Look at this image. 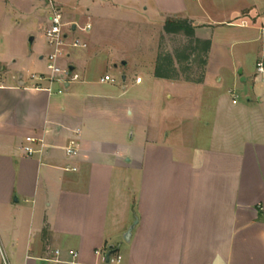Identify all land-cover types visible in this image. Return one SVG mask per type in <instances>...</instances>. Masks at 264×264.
I'll return each mask as SVG.
<instances>
[{
  "label": "crops",
  "instance_id": "crops-1",
  "mask_svg": "<svg viewBox=\"0 0 264 264\" xmlns=\"http://www.w3.org/2000/svg\"><path fill=\"white\" fill-rule=\"evenodd\" d=\"M52 1L90 14L108 3ZM108 1L191 21L211 41L203 80L176 84L151 69L124 104L127 76L120 89L109 71L118 61L91 79L96 47L80 34L85 51L66 66L79 79L48 65L44 78L28 75L52 53L48 0H0V264L2 253L11 264H105L110 251L111 264H264V0ZM20 17L48 45L38 62Z\"/></svg>",
  "mask_w": 264,
  "mask_h": 264
},
{
  "label": "rangeland",
  "instance_id": "rangeland-1",
  "mask_svg": "<svg viewBox=\"0 0 264 264\" xmlns=\"http://www.w3.org/2000/svg\"><path fill=\"white\" fill-rule=\"evenodd\" d=\"M106 1L108 3L100 2L96 7L92 6L96 9L91 14L87 12V9L85 10V7H81L77 10V8H68L54 2L55 8L61 10L64 16V22L67 25L65 29L68 31V28H73V26L78 28L76 32L68 31L69 37L67 42H73L76 39L75 37H77L74 35L80 34V39H86L87 37V39L90 40L89 46L96 47L93 49L94 51L96 50V54L93 56L94 63L89 62L87 64L85 69L86 75L93 80H98L107 70V66L103 63L104 60L115 59L118 61V68L109 71L113 79L112 84L120 89L124 84L122 79L123 75L127 76V90L124 92L125 90L122 89L121 92L123 95L119 99V101L124 104L125 101H128L134 95L138 94L140 90L138 87H132V80H134L135 77H142L144 74L150 73L151 69L154 74L155 66L160 58L168 59L170 57L173 60L172 68L175 78L169 79L168 81H176V84L178 82L194 84L200 83L203 80V70L201 66L204 57L201 51V45L196 43L195 37H187L183 32H165V22L161 21L163 20L162 17L156 16L153 18V15L148 13L143 5H118L108 0ZM8 8L11 9V5H8ZM3 13L4 11L0 5V16H3ZM51 14L52 9L49 6V16ZM19 16H35V14L20 13ZM72 16H77V19H72ZM88 16L94 17V19L90 21L93 23L91 33L82 30V28L89 23L90 19ZM20 19H22L21 22L24 27L34 31L29 34L28 39L32 36L37 37L36 41L30 45L28 52L31 54L33 53L36 62H38V57L36 55L39 54V46L45 44L44 38H42L43 35L36 28V20L33 17H20ZM45 45L46 47L48 46L47 44ZM46 51L54 52V48L48 46ZM70 51L72 53L70 57H68ZM84 51L82 47H65L64 54L67 53L68 55L62 54L57 60V65L63 69H65L69 63L77 65L72 61L77 57V54L79 55V53ZM184 57H187V59L185 60ZM45 60L46 61L40 63V67L38 68L33 67V65L27 66L26 73L28 75L35 74L38 77L44 78V75L49 73L47 69V56ZM97 60H102L101 63H97L101 64V66L93 67ZM121 60H126L128 66L120 64ZM56 76L65 79L62 73H57ZM94 85L98 86L100 89L109 86L97 82H95ZM130 117L131 116L127 115L126 119ZM2 255V264H4V260L9 262L7 256L4 253H2ZM113 258L115 259L114 256Z\"/></svg>",
  "mask_w": 264,
  "mask_h": 264
},
{
  "label": "built area",
  "instance_id": "built-area-1",
  "mask_svg": "<svg viewBox=\"0 0 264 264\" xmlns=\"http://www.w3.org/2000/svg\"><path fill=\"white\" fill-rule=\"evenodd\" d=\"M49 6L52 9V14L49 16V24L45 29V38L47 40V43L49 46L54 48V52L49 54L47 56L48 60V68L52 71V73H62L65 77V79H62L66 82L69 80H77L79 79V74L73 72L72 74L69 73L68 67L65 69H61L57 65V60L63 55H68L67 53L64 54L65 47H85L86 44L82 42L79 39H75L73 42H67L68 39V31H73V28L69 27L68 31L65 29L67 27L66 23L64 22V17L62 15L61 10L58 8H55L54 2L52 0H48ZM74 27V26H73ZM77 28V27H76ZM75 28V29H76ZM92 28L91 24H87L84 28H82L83 31H90ZM257 69L259 72H264V63L262 61H259L257 63ZM111 77L109 75H106L104 78H102V81H108ZM142 81L141 77L136 78V82L140 83ZM234 102H236L234 100ZM38 140L34 137H27L26 142L28 145L24 146V151L26 155L32 156L37 151L33 148L32 144L37 142ZM67 154L69 156H74L77 154L76 150V141L72 140L70 142V145L66 148ZM99 254L100 252L97 251ZM57 254H59V251H57ZM69 254L73 256V258H76L78 253L74 250H69ZM117 262L121 261V256L118 255L116 257ZM4 264H10L8 261L4 260ZM105 264H111V261L106 262Z\"/></svg>",
  "mask_w": 264,
  "mask_h": 264
},
{
  "label": "trees",
  "instance_id": "trees-1",
  "mask_svg": "<svg viewBox=\"0 0 264 264\" xmlns=\"http://www.w3.org/2000/svg\"><path fill=\"white\" fill-rule=\"evenodd\" d=\"M164 30L167 33H181L183 32L187 37H195V30L191 23L186 18H179V17H169L166 19L164 24ZM196 43L201 45V51L203 52L204 60H202V66H204L207 62V55L210 49L211 41L210 40H201L196 38ZM183 59V58H182ZM186 60L187 57H184ZM173 60L169 57L167 58H160L157 61L155 66L154 76L156 78L161 79H173L174 70L172 68Z\"/></svg>",
  "mask_w": 264,
  "mask_h": 264
},
{
  "label": "water",
  "instance_id": "water-1",
  "mask_svg": "<svg viewBox=\"0 0 264 264\" xmlns=\"http://www.w3.org/2000/svg\"><path fill=\"white\" fill-rule=\"evenodd\" d=\"M73 28H75V26H74ZM32 40H33V38H31L30 41H32ZM122 64L126 66V65H127V62H126L125 60H123V61H122ZM68 69H69V73L72 74V73L74 72V70H75V66L70 65V66L68 67ZM240 73H242V71H240ZM125 79H126V77L123 76V80H125ZM130 233H131V231L129 230V231L127 232V235H126V239H129ZM111 254H112V252L110 251V252H108V254L106 255V262H109Z\"/></svg>",
  "mask_w": 264,
  "mask_h": 264
}]
</instances>
